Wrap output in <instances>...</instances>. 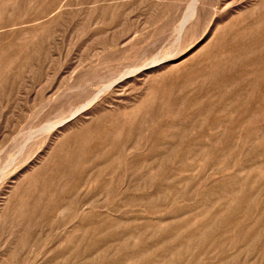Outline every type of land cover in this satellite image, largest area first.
<instances>
[{
	"label": "rangeland",
	"instance_id": "374dc122",
	"mask_svg": "<svg viewBox=\"0 0 264 264\" xmlns=\"http://www.w3.org/2000/svg\"><path fill=\"white\" fill-rule=\"evenodd\" d=\"M0 264H264V0H0Z\"/></svg>",
	"mask_w": 264,
	"mask_h": 264
}]
</instances>
